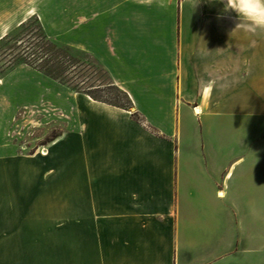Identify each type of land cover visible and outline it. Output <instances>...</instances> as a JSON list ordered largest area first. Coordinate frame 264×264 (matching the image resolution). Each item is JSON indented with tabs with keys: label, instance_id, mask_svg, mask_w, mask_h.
Returning <instances> with one entry per match:
<instances>
[{
	"label": "crops",
	"instance_id": "1",
	"mask_svg": "<svg viewBox=\"0 0 264 264\" xmlns=\"http://www.w3.org/2000/svg\"><path fill=\"white\" fill-rule=\"evenodd\" d=\"M32 18L132 110L65 99L24 62L0 71V155L15 156L16 109L71 111L8 166L21 178L2 201L0 264H264V30L220 0H0V41Z\"/></svg>",
	"mask_w": 264,
	"mask_h": 264
},
{
	"label": "rangeland",
	"instance_id": "2",
	"mask_svg": "<svg viewBox=\"0 0 264 264\" xmlns=\"http://www.w3.org/2000/svg\"><path fill=\"white\" fill-rule=\"evenodd\" d=\"M27 23L26 27L14 29L8 38L0 41V71L4 70L6 62L9 60H12L13 64H18L32 53L36 56H40V54L43 56V52H46L48 58L44 56V61L46 62L50 57L54 58L48 64L56 65L65 71L63 85L66 88H62L66 93L65 99L67 96L73 95L70 94V90L84 94L89 92L91 95H87L94 100H104L109 104H116V106L126 105L127 109L132 110L126 96L118 88L109 84L106 73L93 58L78 49H68L51 40V44H44V41L39 38L40 31L37 29L35 19H29ZM52 45L58 48L60 54L62 53L61 56L49 51ZM26 49L27 55L23 56L22 50ZM65 54H68L69 58L65 57ZM41 64L43 62L39 63V65ZM70 114L71 111L65 109L64 98L58 103L42 101L38 108L34 105H25L16 109L11 124L6 129V142L11 146L8 154L13 153L15 156L9 159L7 155H0V211L2 201L7 203L11 199L15 200V193L18 191L15 188V181L21 178L14 168L9 171L8 166L17 163L18 155L31 156L39 146H45L56 136H59L64 130L65 117ZM73 114L79 115V111H74ZM39 120L41 121L38 122ZM10 160L13 161L8 164ZM13 207L18 211L16 202ZM59 222L63 221H57V223Z\"/></svg>",
	"mask_w": 264,
	"mask_h": 264
},
{
	"label": "trees",
	"instance_id": "3",
	"mask_svg": "<svg viewBox=\"0 0 264 264\" xmlns=\"http://www.w3.org/2000/svg\"><path fill=\"white\" fill-rule=\"evenodd\" d=\"M27 22L28 21H26L24 23H21L17 28L23 29L24 27H26L28 25ZM36 23H37V21H36ZM37 29H38V31H40L39 38L44 41V44H49L50 43V40L43 33V31H42V29H41V27H40V25L38 23H37ZM8 36H9V34L4 39L8 38ZM52 46H50L49 51H52L53 53H56V55L61 56L62 53L60 54V52L58 51V48L55 45H52ZM22 55L23 56H26L27 55V49L26 50H22ZM44 56H45V58H48V54L46 52H43V56H41V54H40V56H36L34 53H32L30 56H28L27 58L23 59V62L26 63V64H28L29 66H31V67H33V68L41 71L42 73H44L45 75L49 76L50 78H52L54 80H57L60 83L64 84L65 82L63 81V79H64L63 76H64L65 71L63 69L57 67L56 65L48 64V62L49 61L52 62L54 60V58H51L50 57L45 62L44 61ZM64 56L67 57V58H69V55L68 54H65ZM41 62H43V64L39 65V63H41ZM13 63L14 62L12 60H9V61L6 62V66H11V65H13ZM77 91H79V90H77ZM86 93L89 94V95H91V93H89V92H86ZM122 93L128 99L127 95L124 92H122ZM94 98L97 99L96 97H94ZM102 101H104V100H102ZM104 102H107V101H104ZM128 103L130 104V100L129 99H128ZM114 105H116V104H114ZM117 106L127 109V106L126 105H117Z\"/></svg>",
	"mask_w": 264,
	"mask_h": 264
},
{
	"label": "clouds",
	"instance_id": "4",
	"mask_svg": "<svg viewBox=\"0 0 264 264\" xmlns=\"http://www.w3.org/2000/svg\"><path fill=\"white\" fill-rule=\"evenodd\" d=\"M226 13H234L252 30H264V0H220Z\"/></svg>",
	"mask_w": 264,
	"mask_h": 264
},
{
	"label": "bare ground",
	"instance_id": "5",
	"mask_svg": "<svg viewBox=\"0 0 264 264\" xmlns=\"http://www.w3.org/2000/svg\"><path fill=\"white\" fill-rule=\"evenodd\" d=\"M40 153L42 155H45V154H47V150L45 148H41Z\"/></svg>",
	"mask_w": 264,
	"mask_h": 264
}]
</instances>
